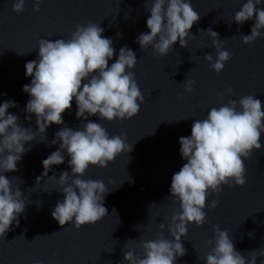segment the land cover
Returning a JSON list of instances; mask_svg holds the SVG:
<instances>
[{
	"label": "clouds",
	"instance_id": "9594fccd",
	"mask_svg": "<svg viewBox=\"0 0 264 264\" xmlns=\"http://www.w3.org/2000/svg\"><path fill=\"white\" fill-rule=\"evenodd\" d=\"M41 2L33 0L34 11H40ZM261 2L246 0L234 14L232 22L237 25L255 21L251 34L241 36L244 44L251 45L262 36L264 8L257 7ZM24 5L25 0H14L12 11L20 14ZM148 12L146 26L149 31L140 33L136 42L141 50L151 46L153 54L161 57L168 55L177 42L180 47L187 48L188 39L195 37L190 30L201 18L190 0H151ZM199 31H206L211 37L216 57L206 54L204 59L219 74L232 54L223 50V40L217 32L211 28ZM103 32L100 24L88 22L77 24L67 40L39 39L38 59L25 64V75L32 78L30 84L23 86V91L30 96L25 110L35 114L36 132L43 136L40 141L47 139L49 126L64 124L62 114L72 108L73 101L77 119L86 121L76 129L65 126L57 131L51 144L59 143V148L42 161L43 175L47 176L52 166L64 163L65 152L70 157L71 174L63 171L58 179V191L63 193L64 199L57 201L51 212L61 227L74 222V227L80 229L94 225L108 215L104 199L109 189L105 183L81 177L90 166L106 168L118 155L132 151L126 136L110 137L100 123L88 117L98 116L99 120L109 122L124 121L136 116L144 103V95L131 71L137 64L136 53L125 45L109 66L115 49L113 40L103 36ZM183 83L186 92L193 90L194 80L186 79ZM227 92L231 93L232 89ZM14 107L15 101L0 104V238L11 230L13 222L19 224L18 217L24 213L27 204L19 186L13 189L12 180L4 173L18 171L17 162L30 150L25 144L36 140V132L30 127H22L19 117L8 112ZM26 118L30 119V116ZM262 134L264 106L253 95H245L238 101L229 100L218 108L212 107L205 118L196 119L191 126V135L179 138L180 155L186 163L171 177L170 197L179 204V210L173 211L168 224L171 238L161 231L152 240L128 239L125 247L129 243L135 247L124 251V261L127 264H175L178 257L186 255L182 238L187 236L188 226H202L207 219L205 208L217 207L216 200L210 205L206 203L210 192L219 194L224 185L243 187L246 184L245 160L254 150L262 148ZM40 179L37 177L36 184ZM159 227L163 230L165 224L162 222ZM38 237L42 236L33 240ZM213 240L214 247L204 257L205 264H256L258 256L264 257V249L253 250L247 255L237 251L229 232L218 225L214 226V237L208 243L212 244ZM33 264H40V261ZM260 264H264V260Z\"/></svg>",
	"mask_w": 264,
	"mask_h": 264
}]
</instances>
